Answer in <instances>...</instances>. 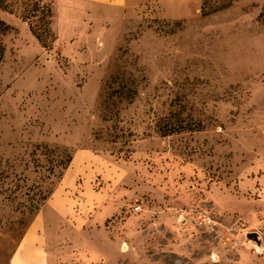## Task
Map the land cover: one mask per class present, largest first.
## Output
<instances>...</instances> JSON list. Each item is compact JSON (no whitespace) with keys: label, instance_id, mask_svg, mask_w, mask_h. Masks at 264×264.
<instances>
[{"label":"rangeland","instance_id":"rangeland-1","mask_svg":"<svg viewBox=\"0 0 264 264\" xmlns=\"http://www.w3.org/2000/svg\"><path fill=\"white\" fill-rule=\"evenodd\" d=\"M159 13L0 0V264H264V0Z\"/></svg>","mask_w":264,"mask_h":264},{"label":"crops","instance_id":"crops-1","mask_svg":"<svg viewBox=\"0 0 264 264\" xmlns=\"http://www.w3.org/2000/svg\"><path fill=\"white\" fill-rule=\"evenodd\" d=\"M76 3V8L83 5H90L98 8H107L109 11H123L133 13L141 9L143 6H154L161 17L167 20H177L187 18L194 11L200 0H72ZM63 188V187H62ZM61 191H57L55 195L48 201L49 205H54L59 212H62L61 202L57 201L56 196ZM39 220V219H38ZM37 220V221H38ZM39 226V225H38ZM31 227L18 245L17 251L12 255L10 264H50L48 259L49 246L46 238V232H37Z\"/></svg>","mask_w":264,"mask_h":264},{"label":"trees","instance_id":"trees-1","mask_svg":"<svg viewBox=\"0 0 264 264\" xmlns=\"http://www.w3.org/2000/svg\"><path fill=\"white\" fill-rule=\"evenodd\" d=\"M41 13L44 14V15L46 14V17L48 18V20L52 18V13H51V11H50L49 8H45V9L43 8L41 10ZM32 17H36V16L31 15V18ZM31 18L30 17H27L26 19L28 21H30ZM50 24H51L50 21L46 22V27H47V25L49 26ZM2 28L8 30V27L4 24V22L3 21H0V29H2ZM30 28H31V31H32L33 35L35 36V38L37 39V41L40 42V44L43 46V48H45V49L48 48L49 47L48 44L54 40V36H53L51 30L50 29L49 30L47 29L46 32L43 33L41 31H39L38 28H35L33 26V23H31ZM2 56H3V49L0 48V60L2 59Z\"/></svg>","mask_w":264,"mask_h":264},{"label":"water","instance_id":"water-1","mask_svg":"<svg viewBox=\"0 0 264 264\" xmlns=\"http://www.w3.org/2000/svg\"><path fill=\"white\" fill-rule=\"evenodd\" d=\"M248 239L253 240L255 242L259 241L257 234H249Z\"/></svg>","mask_w":264,"mask_h":264},{"label":"clouds","instance_id":"clouds-1","mask_svg":"<svg viewBox=\"0 0 264 264\" xmlns=\"http://www.w3.org/2000/svg\"><path fill=\"white\" fill-rule=\"evenodd\" d=\"M256 251H257V252H262V251H264V247H257V248H256Z\"/></svg>","mask_w":264,"mask_h":264}]
</instances>
